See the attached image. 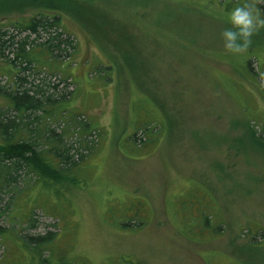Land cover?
<instances>
[{
    "label": "rangeland",
    "instance_id": "374dc122",
    "mask_svg": "<svg viewBox=\"0 0 264 264\" xmlns=\"http://www.w3.org/2000/svg\"><path fill=\"white\" fill-rule=\"evenodd\" d=\"M221 2L0 0V22L60 13L77 40L72 102L97 126L67 236L82 264H264V239L248 241L264 229V28L246 52L227 53L221 32L239 3ZM146 111L157 140L133 154L126 138ZM198 186L209 192L195 203ZM209 203L224 216L222 234L181 231L174 207L190 206L186 221L197 222ZM41 223L45 232L53 221Z\"/></svg>",
    "mask_w": 264,
    "mask_h": 264
},
{
    "label": "trees",
    "instance_id": "16d2710c",
    "mask_svg": "<svg viewBox=\"0 0 264 264\" xmlns=\"http://www.w3.org/2000/svg\"><path fill=\"white\" fill-rule=\"evenodd\" d=\"M238 3L244 0L221 2L228 7ZM248 3L264 16L262 0ZM76 49L77 40L66 30L60 13L41 10L0 22V80L6 79L0 85L5 100L0 106V264L83 263L68 248L67 236L78 226L74 197L86 189L90 172L85 160L95 146L92 136L97 126L72 102L71 86L76 83L70 67ZM111 69L109 64L100 65L97 74L104 78L100 73ZM146 114L148 120L143 116L126 138L132 149L126 151L137 154L157 140L158 124ZM201 187L189 192L192 202L208 195ZM188 209L192 211L190 206L173 209V216L181 220V231L186 233L185 223H189L195 240H205L210 229L222 234L225 220L216 206H201L197 222L194 218L186 221ZM42 218L53 223L38 232ZM138 218L137 225L143 223ZM260 239H264V229L252 232L248 241ZM207 258L211 263L213 255Z\"/></svg>",
    "mask_w": 264,
    "mask_h": 264
},
{
    "label": "clouds",
    "instance_id": "9594fccd",
    "mask_svg": "<svg viewBox=\"0 0 264 264\" xmlns=\"http://www.w3.org/2000/svg\"><path fill=\"white\" fill-rule=\"evenodd\" d=\"M227 23L231 27L221 32L224 50L232 55L246 52L251 43L253 35L264 28V16L254 11V7L244 0L226 13Z\"/></svg>",
    "mask_w": 264,
    "mask_h": 264
}]
</instances>
